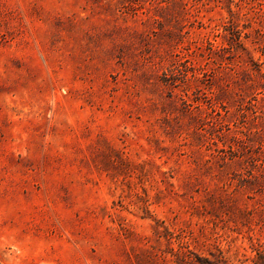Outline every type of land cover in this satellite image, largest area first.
I'll list each match as a JSON object with an SVG mask.
<instances>
[{"label": "rangeland", "instance_id": "1", "mask_svg": "<svg viewBox=\"0 0 264 264\" xmlns=\"http://www.w3.org/2000/svg\"><path fill=\"white\" fill-rule=\"evenodd\" d=\"M0 264H264V0H0Z\"/></svg>", "mask_w": 264, "mask_h": 264}]
</instances>
